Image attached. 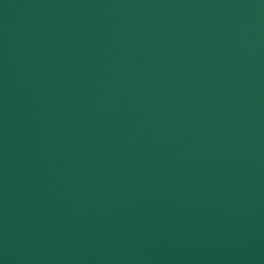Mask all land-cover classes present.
<instances>
[{"label":"water","instance_id":"obj_1","mask_svg":"<svg viewBox=\"0 0 264 264\" xmlns=\"http://www.w3.org/2000/svg\"><path fill=\"white\" fill-rule=\"evenodd\" d=\"M0 264H264V0H0Z\"/></svg>","mask_w":264,"mask_h":264}]
</instances>
